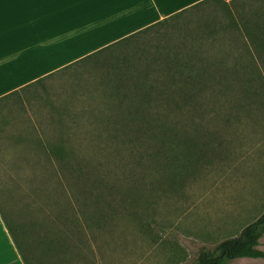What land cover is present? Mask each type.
<instances>
[{
  "label": "rangeland",
  "instance_id": "obj_1",
  "mask_svg": "<svg viewBox=\"0 0 264 264\" xmlns=\"http://www.w3.org/2000/svg\"><path fill=\"white\" fill-rule=\"evenodd\" d=\"M130 38L46 80L38 95H49L58 104L73 95L71 102L89 109L122 93L144 138L154 139L199 108L258 80L257 65L264 61V0H206ZM24 101L35 118L37 107ZM9 102L0 103V111L7 106L4 114L17 109ZM253 120L236 134L234 128L224 130L229 150L214 162L175 184L153 174L147 195L118 197L112 215L91 229L83 214L90 205L73 201L67 216H58V210L57 216H48L45 209L67 200L59 193L68 182H33L36 169L19 157L34 158L40 151L24 148L25 141L15 144L11 135L22 134V128L10 125L0 135V201L16 224L18 239L23 234L42 243L36 248L39 262L46 261L40 259L43 230L63 223L65 231H49L56 242L49 264H189L203 247L237 236L264 213V116ZM230 264H264V258Z\"/></svg>",
  "mask_w": 264,
  "mask_h": 264
},
{
  "label": "trees",
  "instance_id": "obj_2",
  "mask_svg": "<svg viewBox=\"0 0 264 264\" xmlns=\"http://www.w3.org/2000/svg\"><path fill=\"white\" fill-rule=\"evenodd\" d=\"M257 70V81L199 108L180 126L146 140L122 93L89 109L71 102L73 95L60 100V104L49 95H38H42L41 87L45 81L61 73L63 70L60 69L0 98V103L8 100L9 104L14 102L17 105V109L9 108L7 114L3 112L7 106L1 108L0 135L10 125H21L22 134L12 133V141L19 145L25 141L22 143L24 148L33 147L40 151L34 158L26 154L19 157V162L32 164L36 169L32 181L42 183L43 180L57 179L60 185H65V180L68 182L59 193V197H67V200H56L57 208L45 209L48 216H57L56 210L58 216H67L73 201L90 205L83 214L91 229L99 225L106 214L112 215V205L118 197L147 195L153 174L173 184L178 180L183 182L206 163L214 162L223 151H228L224 130L234 128L236 134L243 127L252 125L251 120L264 116V61L257 65ZM32 89L40 90L31 95ZM25 97L31 107H37L35 118L24 105ZM49 172L50 179L45 176ZM106 203L111 205L107 211L104 209ZM3 205L0 201V212L25 263H51L56 242L49 231L55 227L65 231V224L55 226L52 223L48 230H43L39 240H45V249H41L40 259L45 257L46 261L39 262L36 248L40 250L42 243L36 245L23 234L20 241L14 229L16 224L9 219ZM34 224V230L39 232L37 222ZM263 236L264 213L237 236L222 240L214 248L203 247L189 264H230L239 258H264V250L260 248ZM59 246L65 248V242L60 241Z\"/></svg>",
  "mask_w": 264,
  "mask_h": 264
},
{
  "label": "crops",
  "instance_id": "obj_3",
  "mask_svg": "<svg viewBox=\"0 0 264 264\" xmlns=\"http://www.w3.org/2000/svg\"><path fill=\"white\" fill-rule=\"evenodd\" d=\"M204 1L34 0L22 6L14 0H3L0 98L123 44L135 33ZM74 47L77 52L71 50ZM0 264H26L1 212Z\"/></svg>",
  "mask_w": 264,
  "mask_h": 264
},
{
  "label": "snow or ice",
  "instance_id": "obj_4",
  "mask_svg": "<svg viewBox=\"0 0 264 264\" xmlns=\"http://www.w3.org/2000/svg\"><path fill=\"white\" fill-rule=\"evenodd\" d=\"M14 2L18 3V4L22 5V6H26V5L30 4V3H33L34 0H14ZM2 3H3V0H0V4H2Z\"/></svg>",
  "mask_w": 264,
  "mask_h": 264
}]
</instances>
